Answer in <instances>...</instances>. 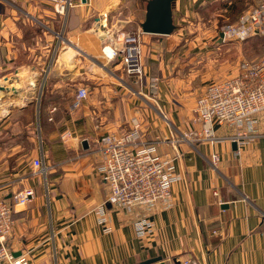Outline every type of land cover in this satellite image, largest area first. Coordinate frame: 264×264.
Segmentation results:
<instances>
[{"label": "crops", "instance_id": "0c3cea01", "mask_svg": "<svg viewBox=\"0 0 264 264\" xmlns=\"http://www.w3.org/2000/svg\"><path fill=\"white\" fill-rule=\"evenodd\" d=\"M55 1L0 0V149L9 156L28 138L30 153L49 166L43 175L23 164L12 183H0L7 199L25 186L35 190L30 203L14 206L13 255L27 264H140L154 256L167 264L183 257L264 264V111L245 144L220 139L235 131L229 126H216L214 141L197 140L201 126L190 120L205 79L186 74L189 59L182 64L173 57L183 48L174 50L172 39L186 35V24L218 0H173L169 34L141 30L148 0H69L62 13ZM132 37L140 78L125 71L121 56L110 59L103 51L123 48ZM150 76L158 77L154 101ZM81 85L89 93L74 107ZM133 119L145 139L197 132L179 142L173 205L153 210L154 232L144 238L104 203L108 186L96 171L97 138L130 128ZM157 150L170 155L175 149L166 141ZM102 203L108 231L95 211Z\"/></svg>", "mask_w": 264, "mask_h": 264}, {"label": "built area", "instance_id": "2783aa9c", "mask_svg": "<svg viewBox=\"0 0 264 264\" xmlns=\"http://www.w3.org/2000/svg\"><path fill=\"white\" fill-rule=\"evenodd\" d=\"M60 13L70 6L69 0L54 2ZM222 38L244 41L254 34L264 36V0H257L253 6L241 12L235 21L221 27ZM137 39L132 37L123 48L103 47L104 56H121L125 71L140 78V49ZM124 42V43H125ZM107 49V50H106ZM157 78L149 82L150 89L156 90ZM152 91V89H151ZM88 94L87 87L78 86L72 105L77 107ZM264 111V54L257 60H243L235 75L207 84L195 102V115L192 125L199 124L202 137L212 139L216 126H229L234 133L227 138L239 144H245L255 133L257 114ZM132 127L121 132H108L98 137L95 149L97 156L96 171L108 186V195L104 203L122 213L137 237L144 238L153 234L154 223L151 214L156 208L167 209L173 205L172 185L180 178L174 161L181 155L177 144L188 139L195 131L183 132L178 138L157 137L155 143L139 139L138 122L133 119ZM204 135V136H202ZM202 136V137H201ZM169 141L176 150L172 156L157 152L158 145ZM158 144V145H157ZM217 154H213L216 164ZM31 166L36 172L45 175L49 166L43 157L34 156ZM35 197V190L25 186L14 192L11 199L0 196V264H27L19 256H14L8 244V237L14 225L15 205H26ZM99 213L98 223L104 231L110 227L103 203L95 210ZM176 264H199L192 257L178 259Z\"/></svg>", "mask_w": 264, "mask_h": 264}, {"label": "rangeland", "instance_id": "374dc122", "mask_svg": "<svg viewBox=\"0 0 264 264\" xmlns=\"http://www.w3.org/2000/svg\"><path fill=\"white\" fill-rule=\"evenodd\" d=\"M256 1L257 0H228V1L218 0L216 2H213L210 8L208 7L203 10L204 16L201 17L196 23L193 22L186 24L185 26L187 31L186 35L184 34L181 35L179 38L174 37L172 39L173 40L172 42H174L172 43V47L174 48V50L178 47L183 48L182 54L173 56L175 60L177 59L178 61V59H180L179 62H181L182 64L185 63L186 59L190 60L189 64L186 63V67H188V71H186V74H192L191 76H193L196 79L204 78L205 79L204 86L206 87L207 84L210 82L218 81L225 77L235 75L237 73L240 62H242L243 60H248V61L257 60L263 56L264 54L263 35L254 34L253 36L247 38L244 41L223 39L222 36L219 35V32H221V27L225 23L235 21L241 12L248 9L250 6H253ZM224 4L228 6L226 10H224V6H223ZM236 6H238L239 8L238 7L236 8ZM176 27L178 28V26ZM204 32H206V35L204 37H201V34H204ZM152 78H157V82H158L157 76H150L148 82H150ZM205 87L203 88L205 89ZM151 89H152V91L150 90L152 92L151 97L154 101V98L157 97L158 85L156 87V90L155 89L153 90V88ZM40 90H41V85L39 82L37 92L39 93ZM198 93H200V91ZM197 95L199 96V94ZM193 107L195 111V103H193ZM191 120L190 123L192 125ZM132 126L133 125H131V127ZM137 129L139 130V139L147 143L150 142L155 143L157 137H163L161 135H156V136L154 135L151 139H145L144 138L145 136L143 135V131L140 128L139 122ZM110 132H117V131H110ZM171 134H172L171 137H176V138L182 135L181 132L178 134L177 133H171ZM171 137L169 136L168 138L171 139ZM190 137L191 135L188 136V139ZM202 138L208 139L205 137ZM216 139H217V135L214 132L213 138L208 140L214 141ZM220 139L227 140L228 138L224 136V137H220ZM24 141H26V143L19 142L20 143L19 149L11 150L9 156L7 155L8 153L6 151L0 149V183L6 178L7 181H10L12 178H15L18 175V172H20V170L22 169L21 166L23 164H28V163L31 164L32 158L38 154L37 152L36 154H32L33 152L30 153L28 148L29 145H31V141L28 138H26V140ZM96 142L98 145V138ZM175 151L176 150H174L173 154L175 153ZM173 154H170L169 156H172ZM213 154L216 153L214 152ZM213 154L211 156V160L213 159ZM3 164H5V166ZM212 165L216 166L215 163H212ZM9 178L10 180H8ZM40 183L42 188L44 189L45 186L43 180H41ZM14 184H18V179H15ZM9 238L10 235L8 239Z\"/></svg>", "mask_w": 264, "mask_h": 264}, {"label": "water", "instance_id": "95a60500", "mask_svg": "<svg viewBox=\"0 0 264 264\" xmlns=\"http://www.w3.org/2000/svg\"><path fill=\"white\" fill-rule=\"evenodd\" d=\"M173 0H148L144 20L140 23L141 30L153 34H169L174 29L172 18ZM222 36V32H219ZM83 146L86 142L83 141ZM14 255H16L14 253ZM140 264H167L161 256L147 258Z\"/></svg>", "mask_w": 264, "mask_h": 264}, {"label": "trees", "instance_id": "16d2710c", "mask_svg": "<svg viewBox=\"0 0 264 264\" xmlns=\"http://www.w3.org/2000/svg\"><path fill=\"white\" fill-rule=\"evenodd\" d=\"M235 4H236V3H235ZM235 4H234V5H235ZM234 5H233V6H234ZM237 7H238V6H236V8H237ZM238 8H239V7H238Z\"/></svg>", "mask_w": 264, "mask_h": 264}]
</instances>
